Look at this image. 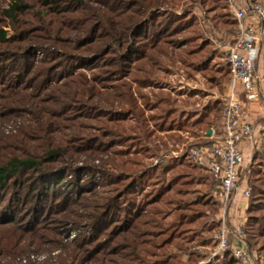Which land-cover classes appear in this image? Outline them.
Returning a JSON list of instances; mask_svg holds the SVG:
<instances>
[{
	"label": "rangeland",
	"instance_id": "rangeland-1",
	"mask_svg": "<svg viewBox=\"0 0 264 264\" xmlns=\"http://www.w3.org/2000/svg\"><path fill=\"white\" fill-rule=\"evenodd\" d=\"M44 1L0 0V30L6 33L0 42V168L35 161L0 186V264H221L217 260L231 253L233 241L244 245L249 264H264V98L252 110L253 138L244 147L236 192L250 195L239 197L237 215L227 213L229 245L218 256L212 244L221 229L220 206L201 166L188 157L215 129L194 124L225 94L222 53L229 37L216 18L232 17L229 0L226 10L220 0H162L157 23L164 31L178 30L168 42L193 38L181 43L204 48L196 63L205 54L211 60L198 72L167 63L145 89L136 63L128 65L134 57L101 51L111 29L98 30L108 3L125 30L133 17L125 20V13L137 14L138 0H46L42 8ZM17 2L25 8L23 14L16 10L15 20L7 13ZM39 13L46 27L38 23ZM116 59L128 63L117 70ZM70 79L91 84L92 94L80 96L77 86L73 98ZM169 106L174 115L167 119ZM50 152L57 154L48 160ZM143 210L152 216L141 221L156 225L144 228L149 233L136 245L131 234L138 231L130 227Z\"/></svg>",
	"mask_w": 264,
	"mask_h": 264
},
{
	"label": "built area",
	"instance_id": "built-area-1",
	"mask_svg": "<svg viewBox=\"0 0 264 264\" xmlns=\"http://www.w3.org/2000/svg\"><path fill=\"white\" fill-rule=\"evenodd\" d=\"M229 8L236 34L223 47L229 52L230 79L225 87L220 126L212 131L207 143L192 147L188 153L189 159L205 168L215 183L212 197L220 206L221 229L213 256L228 249L225 219L234 194L241 189L244 147L253 138L252 110L264 97V0H248L244 7L229 0ZM249 195L242 189V198ZM231 253L242 264L250 263L243 244L233 246Z\"/></svg>",
	"mask_w": 264,
	"mask_h": 264
},
{
	"label": "trees",
	"instance_id": "trees-1",
	"mask_svg": "<svg viewBox=\"0 0 264 264\" xmlns=\"http://www.w3.org/2000/svg\"><path fill=\"white\" fill-rule=\"evenodd\" d=\"M128 1H131V0H128ZM220 1L223 3V9L226 10L227 9V0H220ZM40 4L42 5V8H45L44 6L47 7V5H48L46 3V0L44 1V3H40ZM136 4L138 5L137 14L133 13L131 9H128L126 11L125 14L127 17L125 20H127L131 16H133V17H132L129 25H127L126 29L123 30L122 28H120L121 27L120 24L122 23L123 19L117 18L116 20H118V21L115 22V18L118 14L117 13L118 10L117 9L114 10V8L111 9L110 3H108L106 5L108 7V9H106L107 14L102 16V17H105V19H106L105 24H102V26H101L100 21L98 20V23L100 24V27L98 26V30L102 31L105 27L111 29V33L108 32V34L110 35L111 41H109L107 44H105L101 51L106 50L107 51L106 54H108L109 52L112 51L115 55L120 56L123 53V55L125 57L127 55L128 56L132 55L134 57L128 65H130L131 63L132 64L136 63V65H137L136 73L138 74V78L140 79L139 82L141 83L142 89H145L146 87H149L152 84H155L153 82L155 80V76H157L156 73L161 72V67L166 65L167 63L177 62V64L182 65L187 70L192 69V70H195L197 72L200 70H207L208 69V65L206 63L211 60V58L208 56L209 54L208 55L205 54V56L203 57L204 60L201 63H196L197 60L195 58L196 56H199V54L203 53L204 48H200V45H199L196 48H190L189 49L185 46L186 45L185 43H181L184 41H188V43H191V42H193V40H192L193 38H190V39L186 38L183 41H177L178 43H175L172 41H171L172 43L168 42L167 37L168 36H171V37L176 36L178 34L176 31H178V30H176V28H173V29L169 28L166 31H164V29L160 28V26H159L160 23H157L156 20L159 17V8L163 4L162 0H138ZM203 4H204V2L202 3V1H201L200 5H203ZM22 7L25 8V6H23L21 2H17V3L12 4L11 10H10V12L7 13V16L9 18H13L16 20L15 12H16V10L17 11L20 10V11H22V14H23V10H21ZM43 14L44 13H39L37 20H38V23L40 25H45V27H46L48 25V23L45 19L41 18L43 16ZM125 14L121 15V16H125ZM135 14H136V17H135ZM222 16L220 15V16H218L219 18H216V19L218 20V23L221 26L220 31L224 35H227L229 37L227 40V42H228L236 34V22L231 16L230 17L228 15H226V16L224 15V17H222ZM102 17L100 15L99 19H102ZM135 27H136V29L133 32L134 35H131V32L133 31V29ZM191 28L192 27H189L188 30H191ZM20 32L22 34L25 33V31H22V30H20ZM43 32L46 35L51 34L50 29H44ZM170 34H172V35H170ZM130 36H131V38H130ZM128 38H130L129 42H127L125 44V42ZM137 38L138 39L140 38V41H138L139 42L138 47L136 48L135 44H136ZM5 40H6V33H4L3 31L0 30V42H5ZM48 40L51 41L50 38H48ZM199 40H201V42L204 41L202 38ZM124 44L126 45L125 48H124ZM107 46H108V48H107ZM208 53H210V52H208ZM213 53H214V51H213ZM263 53H264V43H263ZM222 56L224 59H226V63H225L224 71L222 73L221 83L226 82V85H227V83L230 79V65L227 61L228 57L225 54V51H223ZM175 60H177V61H175ZM188 60H191V61L188 62ZM120 62H118V59H116V62H115L116 65L115 66H116L117 70H118V68H117L118 66L120 68H123V66L127 65V63H128L127 62L124 64V63H122V62L120 63ZM128 71H129V69H128ZM122 76H124V74ZM130 76H131V70H130V73L126 74L125 79L129 78ZM18 77L20 78V80H23L22 75L20 76V74H19ZM77 79H81V78H77ZM77 79H70L71 80L70 82L72 83V85L68 84L73 89V90H69V88H68V92L72 93L71 94L72 97L74 98L76 95L79 94L76 90H74V88L77 86L81 88L80 96H83V95L85 96L86 94H88V95L92 94L93 86L89 83L84 82V81L72 82L73 80H77ZM131 80L136 81V83H138L137 78H132ZM64 86L66 87V85H64ZM220 86L221 85L219 82L217 85L214 86V88H218ZM127 89H128V87H127ZM76 92L78 94H76ZM65 94H66L67 98L70 95V94L68 95V93H65ZM155 96H156V94L153 95L154 98H155ZM128 97H131V96H128ZM73 98H71V99H73ZM144 98H146V96H144ZM173 102H175L174 104L181 103L178 101H173ZM156 103L160 104V106L165 105V104L168 106V102H166L165 99H159V100H157ZM170 106H169L168 111H166L164 113V116L165 117L167 116V119H169L170 116L174 115L173 112H171L172 109ZM212 107H211L212 109H209V110L205 109L208 112L205 111L203 113V115L198 118V120L196 121V123L194 124L193 127H197V126L201 127V126H206V124H209V125L214 126L213 127V128H215L214 131H217L219 129L220 117H221L220 113H221V109L223 107V101H216ZM205 108H207V107H205ZM156 110H157V108H156ZM119 122L120 121L118 120L116 123H119ZM56 154H57L56 152H50L48 160H51L54 157V155H56ZM34 165H35V161H23V162H16V163L14 162L11 165H9V167L0 168V186L1 187L4 186L3 184L6 181L7 177L9 176L8 174H11L10 176L16 175V174H18V171L20 169L31 168ZM198 168L202 172L205 173L207 186L213 192V189L215 186L213 178L210 176V174L208 173V171L205 168H203V167H198ZM54 188H58V187L56 186V187H53V189ZM53 189L51 188V190H53ZM176 195L177 196H183V194L180 192H177ZM214 203L218 204L215 200H214ZM154 205H157V203L154 202ZM184 209H186V208H184ZM248 210H249V207H248ZM156 211H157V213H155V216H157V214L159 213L158 210H156ZM133 214H136V211ZM147 214L149 216H152V214L151 213L149 214L146 210H143L141 212L137 211L136 222L134 224H132V226L130 227V229L133 233L135 231H138L136 236L131 234L133 236V244L140 245V243H141L140 238L141 237L144 238L147 236V233H149V231H148V229H144V228H154L152 226L156 225V223L154 221H150L148 219H144V221H141L142 217L146 218L148 216ZM218 222L220 223V221H218ZM178 223H180V227H181L184 224V221L180 220ZM192 223H194V220H192V219H191V221L189 220L188 224L191 225ZM127 225L128 224L126 223L125 228L127 227ZM173 229H175V228H173ZM213 233L214 232H209L210 237L206 238L207 239L206 244H208V245L212 244V239L214 238ZM135 241H136V243H135ZM216 247H217L216 243L212 244V248L214 250L216 249ZM177 251L179 254L185 253L184 248L179 247V248H177ZM217 262H221V264H239V262L233 257V255L231 253L226 255L224 257L223 261L217 260Z\"/></svg>",
	"mask_w": 264,
	"mask_h": 264
},
{
	"label": "crops",
	"instance_id": "crops-1",
	"mask_svg": "<svg viewBox=\"0 0 264 264\" xmlns=\"http://www.w3.org/2000/svg\"><path fill=\"white\" fill-rule=\"evenodd\" d=\"M247 1L248 0H235V2H236V5L238 6V7H244L245 5H246V3H247ZM263 53V52H262ZM237 192V191H236ZM213 193V192H212ZM212 195V194H211ZM239 197H241L242 198V196H241V193H240V195H236V193L234 194V196H233V201H232V204H231V206H230V211L229 212H231V211H234L235 213H236V215L238 214V211H236L234 208H236V206L238 205V203L239 204H241L242 203V201L240 200V198ZM244 205H243V207L240 209H238V210H242V209H244L245 208V200H244ZM234 205V206H233ZM233 245L232 246H237V245H239V243H237V242H235V241H233V243H232Z\"/></svg>",
	"mask_w": 264,
	"mask_h": 264
},
{
	"label": "water",
	"instance_id": "water-1",
	"mask_svg": "<svg viewBox=\"0 0 264 264\" xmlns=\"http://www.w3.org/2000/svg\"><path fill=\"white\" fill-rule=\"evenodd\" d=\"M225 54H226V55H228V54H229V52H228V51H226V52H225ZM211 132H212V131H209V132H208V136L211 134Z\"/></svg>",
	"mask_w": 264,
	"mask_h": 264
}]
</instances>
